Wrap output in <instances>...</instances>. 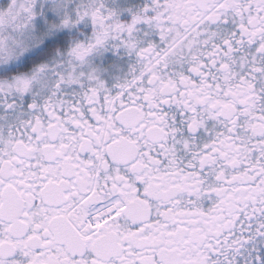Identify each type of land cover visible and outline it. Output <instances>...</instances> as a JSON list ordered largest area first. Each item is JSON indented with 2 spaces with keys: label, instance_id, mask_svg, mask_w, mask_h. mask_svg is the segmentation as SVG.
<instances>
[{
  "label": "snow or ice",
  "instance_id": "6c2138e0",
  "mask_svg": "<svg viewBox=\"0 0 264 264\" xmlns=\"http://www.w3.org/2000/svg\"><path fill=\"white\" fill-rule=\"evenodd\" d=\"M0 264H264V0H0Z\"/></svg>",
  "mask_w": 264,
  "mask_h": 264
}]
</instances>
